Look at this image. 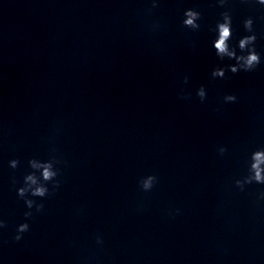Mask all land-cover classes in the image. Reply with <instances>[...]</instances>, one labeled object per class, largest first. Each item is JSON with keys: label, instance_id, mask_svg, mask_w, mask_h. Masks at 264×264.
I'll return each instance as SVG.
<instances>
[{"label": "clouds", "instance_id": "9594fccd", "mask_svg": "<svg viewBox=\"0 0 264 264\" xmlns=\"http://www.w3.org/2000/svg\"><path fill=\"white\" fill-rule=\"evenodd\" d=\"M227 3V0H218V4L221 7H224ZM241 3H255L261 6H264V0H241ZM159 6L158 0H151V8L148 9V12ZM221 20H218L213 29L216 32V38L213 41V48L215 50L216 56L223 61L225 58L228 60H234V64H229L226 66L227 71H230L232 74H237L240 71L250 72L253 71L260 63L261 56L256 51V40L257 36L255 34L253 24L254 20L252 17H248L243 21V27L248 35L242 36L238 40L236 47H232L229 44V41L232 39L233 30H232V15L230 11L221 12ZM182 25L183 27L197 31L200 29L201 24L199 21L202 19L201 13L195 9H186L183 13ZM237 48L239 52L237 51ZM226 68L225 67H216L212 70V78L223 79L226 77ZM188 82V77H184V83ZM196 95L203 102L206 99V89L201 86ZM186 98V97H181ZM224 101L226 103H234L237 100L235 95H226L224 96ZM228 149L224 146H219L217 152L220 156H224L227 153ZM61 161L56 157L52 156L46 161H42L36 158H32L28 161V166L32 169L31 172L27 173L23 177V186L16 189L17 196L24 200V204L28 211L24 213V216L27 219L33 216L32 209L34 208L37 213L44 210V204L42 202H37V200L29 198H44L52 195L60 187V180L58 176L60 174L59 165ZM20 165L18 159H12L9 161V167L11 169H16ZM39 173V175H37ZM158 183V176L155 174H150L145 177H142L139 180V187L144 192H149L153 187ZM15 184V180H13ZM52 185V191L48 185ZM234 184L241 191H244L245 186L251 184H260L264 185V148H258L251 152L249 156V163L247 168V174L242 178L236 179ZM259 200H264V191H261L258 194ZM177 214L179 209L176 210ZM7 223L3 219H0V229L6 228ZM29 230V224L27 222L21 223L17 227V234L14 239L20 241L22 239V234ZM96 242L98 244L103 243L102 237L99 235L96 237Z\"/></svg>", "mask_w": 264, "mask_h": 264}]
</instances>
